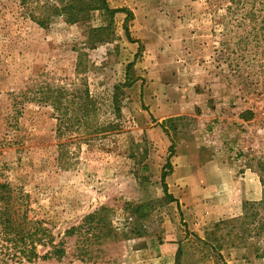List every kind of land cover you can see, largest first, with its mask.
<instances>
[{"label":"rangeland","instance_id":"obj_1","mask_svg":"<svg viewBox=\"0 0 264 264\" xmlns=\"http://www.w3.org/2000/svg\"><path fill=\"white\" fill-rule=\"evenodd\" d=\"M207 1L107 0L132 16L117 11L112 39L84 48L89 27L103 23L98 12L86 23L40 27L17 0H0V139L10 142L0 181L29 194L28 217L44 219L66 251L31 264H264V65L235 62L239 51L223 42L237 37L215 30ZM78 47L91 64L83 73ZM126 76L133 81L121 85L118 114L108 95ZM83 78L101 100L90 123L116 125L97 139H82L83 128L58 139L48 98L59 87L71 97ZM18 91L26 96L11 126L5 117ZM185 163L193 178L175 176ZM246 172L261 185L258 198L229 194L253 189ZM102 206L120 237L94 240L88 258L65 231ZM5 245L0 238V264H12Z\"/></svg>","mask_w":264,"mask_h":264},{"label":"trees","instance_id":"obj_2","mask_svg":"<svg viewBox=\"0 0 264 264\" xmlns=\"http://www.w3.org/2000/svg\"><path fill=\"white\" fill-rule=\"evenodd\" d=\"M210 13L215 18V30H219L220 35L226 37H237L232 43H224V47L231 48L232 52L239 51L235 57V62L253 66L264 65V0H208ZM18 11L24 17L29 18L40 27L49 26L56 18H61L64 22L86 23L91 19L94 12L101 15L103 23L89 27L86 39L83 41L84 48H94L97 43L108 42L112 39V23L114 14L117 11H125L127 22L132 13L125 8H112L107 0H17ZM226 44V46H225ZM230 44H233L230 47ZM75 69L77 73H83L88 68L89 59L87 52L78 47ZM129 66V65H127ZM74 86L73 94L66 88L59 87L51 98L54 107L56 123V137L60 139L67 132L75 128L84 129L86 137L82 139H97L105 136L116 123L109 120L106 123L96 122L97 113L101 109V100L97 94H93L86 87V80ZM133 80L125 77L124 82L113 86L108 95L109 105L112 112L120 113V94L122 86H129ZM122 85V86H121ZM25 92L18 91L11 94V112L5 117L12 126L17 122V115L21 113V106L25 100ZM96 119L92 124L90 119ZM0 139V151L5 143ZM63 142H58V161L64 157ZM166 173H162L161 183L168 201L174 200L168 192L165 182ZM29 194L11 186L7 181H0V238L6 241V248L10 251L12 264H31L37 259L61 258L65 254L64 240L55 241L51 229L44 219L28 217ZM139 212V207H136ZM110 210L106 206L88 213L82 222L75 226H70L65 231V235H75L76 240L81 243L80 254L89 257V246L96 239H117L120 237L116 228L107 218ZM217 225V224H215ZM127 232L122 230V238ZM38 246L47 247L45 252L40 253Z\"/></svg>","mask_w":264,"mask_h":264},{"label":"crops","instance_id":"obj_3","mask_svg":"<svg viewBox=\"0 0 264 264\" xmlns=\"http://www.w3.org/2000/svg\"><path fill=\"white\" fill-rule=\"evenodd\" d=\"M183 171H187L189 173V177L192 176V178L194 177V174H195V170H193V165H189L188 163L184 164V165H178V166H175L174 168V174L175 176L177 177H181V173ZM249 172H246L244 173L245 175V178H247L248 176H251V182L253 183V189H249V186L247 187V189H244V190H240V191H237L236 189H229L230 191V195L231 196H236L239 194V192H245V197L247 198H258L260 196V192H261V185L258 181V179H255V177L252 174L249 173ZM170 179H173L172 176H169ZM243 178V177H241Z\"/></svg>","mask_w":264,"mask_h":264}]
</instances>
